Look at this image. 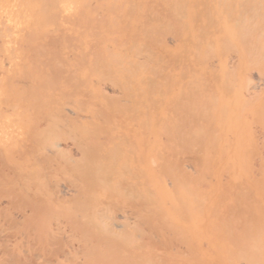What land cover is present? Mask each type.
<instances>
[{
    "label": "rangeland",
    "instance_id": "obj_1",
    "mask_svg": "<svg viewBox=\"0 0 264 264\" xmlns=\"http://www.w3.org/2000/svg\"><path fill=\"white\" fill-rule=\"evenodd\" d=\"M65 3L0 0V264H205L186 230L169 219L146 160L154 153L160 178L166 159L197 167L196 137L215 127H187L190 117L182 126L158 125L161 137L175 140L159 141L153 152L150 137H135L149 133L144 121L161 120L155 112L162 102L144 105L140 85L196 87V97L213 103L219 86L234 102L241 151L234 190L220 201L233 210L241 248L212 263L264 264V0H197L192 9L204 19V44L179 57L158 44L179 37L168 28L173 9H139L136 33L128 22L110 20L114 9L92 4L86 30L74 32L81 16L68 18ZM174 15L179 28L189 16ZM211 31L220 44H210ZM82 33L90 37L85 53ZM84 68L89 78L70 77ZM139 70L155 76H133ZM88 83L90 93L83 91ZM171 98L166 119L177 123L181 107ZM187 130L191 141L176 140Z\"/></svg>",
    "mask_w": 264,
    "mask_h": 264
},
{
    "label": "crops",
    "instance_id": "obj_2",
    "mask_svg": "<svg viewBox=\"0 0 264 264\" xmlns=\"http://www.w3.org/2000/svg\"><path fill=\"white\" fill-rule=\"evenodd\" d=\"M154 1L157 3L156 6L150 5V3L148 4L147 0H66L65 9L68 18L72 20H74L76 16H81V22L73 26L74 32H78V29H80L82 25H86L83 27L84 31L86 30L88 26L86 23L89 24L91 20V15H87L89 12L88 9H91V5L94 4V6L99 9H114V13L110 14V20L119 21L120 19L124 21L123 23L128 22L130 29L136 33L139 30L137 24L143 19L142 15H139V9H173L172 15L169 17V20L173 23H171V26L168 28L178 32L179 37L175 41L170 39L158 44H161L164 47L170 45L168 48H165L166 52L178 57L183 54L182 52H187L185 47L202 46L204 44L203 37L200 34L204 19L200 14V9H192L193 4H196L197 0ZM130 11L134 15H129ZM182 11H185L189 16L181 20L183 25L179 28V24L177 23L180 20L175 17L174 14L178 15ZM168 14H171V10ZM114 15H118L119 17H115L114 19ZM148 32V36L151 35V33H154L151 32V29H148ZM82 34L81 47L84 49L85 53L87 46L90 43V37L86 33ZM73 35L74 37L76 36L75 33H73ZM106 36L107 35H105V37ZM111 39L114 41L118 40L117 37L112 36ZM207 39L212 45L220 44L219 35L214 31L207 34ZM133 40V45H137L141 40V37L133 38ZM153 40L155 41L157 39L154 37ZM114 44L117 45L116 42H114ZM171 45H173L174 48L171 47ZM182 46L185 50H183ZM16 56L21 57V54ZM83 59L85 60V58ZM132 61L135 60L132 59ZM88 65H90V62ZM89 70V68H84L82 71L76 70L70 75V77L89 78ZM6 72H11V74H21L20 71L16 70H8ZM135 75L140 78L155 76V74L149 70H139L133 76ZM178 76L181 75L178 73ZM84 88L83 91L90 93L89 83L86 87L84 86ZM214 88L216 90V95H218V100L215 103L201 101L196 97L195 95L199 94V90L196 87L176 86L175 88V86L168 87L166 85H160L159 88L150 90V87L140 85L136 91L138 95H145L141 96L145 100L144 105H148L150 102H162L159 104L160 106L158 107L157 112H155L158 114L157 117L159 116L161 120L154 123L153 121H144L142 124L150 127V129H148L149 133L144 136L140 133V136L142 137L138 134V136L135 137V139H145L150 137L153 144L151 146L153 152L155 151L156 143L159 141L175 140L174 138H171V135H166L165 133H163L165 136L161 137L158 134L159 131L155 128L158 125H163L164 127L169 125L182 126L184 125V121H187L188 117H190L192 119H189L191 122H186L187 127H215L213 133H199L198 137H196L195 141L200 143L199 150H201V157L199 158L200 164L197 167L196 165L192 166L184 163H173L174 161L171 163L170 160L166 159L164 160L162 168L163 177L160 178L158 176V170L152 165L151 156L154 157V153L150 157H147L146 160V173L155 191H157L162 198L163 205L165 206L166 211H168L169 219L178 223L186 230L188 237L194 242L196 252L199 254L201 261L205 264L215 262L214 260L218 259V255L234 254L240 250L239 248H241L240 236L237 233L233 235V230L237 228L234 225L235 220L233 210H228L229 203L226 204L224 201H220V198H223L224 200L226 195H229L234 190L236 157L239 156V152L241 151H236L234 146V142L236 141L234 130L236 118L234 110L236 107L234 102L230 100L231 98L224 96L223 93L219 91V86H215ZM173 89H177V92L174 93ZM12 90L14 91L15 87ZM153 93L162 94V96L157 99L154 97L151 98ZM179 94L182 96L179 97ZM171 96H174V98L179 101L181 107V118L177 123L166 119V106L169 104L168 100H172ZM16 104H20V107H22L21 101ZM187 107L189 108L187 109ZM204 111L208 112L210 115L206 117L203 116ZM193 136L195 135L187 130L180 134L176 140L189 142L192 140ZM242 140L244 141L245 139ZM185 149L191 151L190 145L186 146ZM236 152H238V154H236ZM165 177H169L168 182ZM201 182H203L204 185H202ZM185 183H200L201 185L192 190H183L181 187H183ZM177 192L179 198H181L180 201L176 200ZM227 200L229 201V198ZM177 204H179V207H182L179 213H177L175 209ZM195 206H197L198 209H195ZM227 230H231L232 233H230V236L223 235L222 232H226ZM262 253H264V251Z\"/></svg>",
    "mask_w": 264,
    "mask_h": 264
},
{
    "label": "bare ground",
    "instance_id": "obj_3",
    "mask_svg": "<svg viewBox=\"0 0 264 264\" xmlns=\"http://www.w3.org/2000/svg\"><path fill=\"white\" fill-rule=\"evenodd\" d=\"M116 226H118V225L116 224Z\"/></svg>",
    "mask_w": 264,
    "mask_h": 264
}]
</instances>
